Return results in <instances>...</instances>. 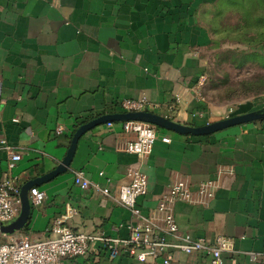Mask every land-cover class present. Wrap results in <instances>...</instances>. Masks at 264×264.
Listing matches in <instances>:
<instances>
[{
    "label": "crops",
    "instance_id": "crops-1",
    "mask_svg": "<svg viewBox=\"0 0 264 264\" xmlns=\"http://www.w3.org/2000/svg\"><path fill=\"white\" fill-rule=\"evenodd\" d=\"M229 13L227 0H0V179L16 178L21 187L52 172L76 130L105 115L125 114V99L145 97L150 105L143 112L190 127L263 108L253 109L251 101L247 110L227 109L196 94L203 71L214 63L203 53L218 52ZM262 50L247 53L261 56ZM123 122L86 132L69 168L34 186L45 198L31 206L28 223L16 234L43 239L52 219L73 208L78 215L67 222L72 231L127 239L136 223L131 212L91 188L80 189L72 178L81 171L114 196L127 183V168L137 167L147 177V192L137 199L141 214L152 213L177 181L192 190L212 181L214 197L206 203L174 205L179 232L207 243L233 238L234 250L222 255L223 264H264V119L205 136L153 125L157 140L143 160L123 151L134 139ZM10 152L20 156L11 170ZM248 253L257 255L254 261ZM167 257L170 264H211L201 253ZM64 264L139 263L126 255L110 259L96 243Z\"/></svg>",
    "mask_w": 264,
    "mask_h": 264
},
{
    "label": "built area",
    "instance_id": "built-area-1",
    "mask_svg": "<svg viewBox=\"0 0 264 264\" xmlns=\"http://www.w3.org/2000/svg\"><path fill=\"white\" fill-rule=\"evenodd\" d=\"M120 104L125 113L143 112L149 108L150 102L141 97L125 99ZM122 126L125 132L134 134V139L126 143L123 151L140 160L149 156L157 140L156 127L140 121H124ZM62 130L58 127L57 132ZM161 141L168 144L170 139L164 137ZM1 144L6 148L4 141ZM19 160L18 154L10 152L8 169L11 170ZM125 177L127 183L121 185L114 196L109 188L88 181L81 171L74 172L72 179L73 184L80 189L91 188L104 197L113 198L117 205L131 212L136 223L127 239L72 231L67 227V222L78 212L67 208L64 214L52 219L48 235L43 239L31 240L18 234L0 235V264H64L65 260L85 256L96 243L103 245L110 259L126 255L139 264H152L159 259L162 264H170L167 255L172 252L185 255L201 253L209 258L211 264H223L222 255L233 252V238L219 236L213 243L192 239L179 232L175 221L173 208L177 202L204 204L214 197L215 185L212 181L200 183L196 190H192L186 181L173 183L160 197L152 213L144 216L137 207V199L147 192V177L137 167H128ZM20 189L16 178L6 176L0 179V223L9 222L19 215ZM44 198L43 191L36 187L30 189L31 206L39 205ZM168 238H172L173 242ZM248 256L254 261L257 255L248 253Z\"/></svg>",
    "mask_w": 264,
    "mask_h": 264
},
{
    "label": "rangeland",
    "instance_id": "rangeland-1",
    "mask_svg": "<svg viewBox=\"0 0 264 264\" xmlns=\"http://www.w3.org/2000/svg\"><path fill=\"white\" fill-rule=\"evenodd\" d=\"M230 13L224 19V38L217 50L207 56L214 63L203 71L196 94L201 102L211 101L234 109L264 106V55L247 53L264 48L263 0H227ZM221 44L227 47L221 48ZM264 53V50H262ZM245 105V106H244ZM5 238H2L4 240Z\"/></svg>",
    "mask_w": 264,
    "mask_h": 264
},
{
    "label": "water",
    "instance_id": "water-1",
    "mask_svg": "<svg viewBox=\"0 0 264 264\" xmlns=\"http://www.w3.org/2000/svg\"><path fill=\"white\" fill-rule=\"evenodd\" d=\"M264 119V107L256 111L249 112L242 115H237L234 117L226 118L211 124H207L202 127H190L178 124L176 122L170 121L169 119L156 115L149 112H136V113H125V114H115V115H105L94 119L84 125H81L74 133L67 153L61 163L57 166L55 170L44 175L43 177L37 178L34 181L26 183L21 186L20 189V200L21 208L19 215L9 221L0 223V235L11 236L20 232L28 223L31 216V204L29 201V191L34 186H39L54 177L62 174L69 168L70 163L73 159L78 140L89 130L94 129L97 126L107 124L112 121H140L155 125L159 128L172 131L179 135H193V136H205L214 134L218 131H222L227 128L240 126L243 124L255 122Z\"/></svg>",
    "mask_w": 264,
    "mask_h": 264
}]
</instances>
